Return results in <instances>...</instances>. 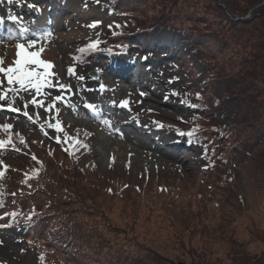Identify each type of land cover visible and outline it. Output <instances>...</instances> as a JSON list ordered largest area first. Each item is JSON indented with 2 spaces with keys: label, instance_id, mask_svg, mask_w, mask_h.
<instances>
[{
  "label": "rangeland",
  "instance_id": "rangeland-1",
  "mask_svg": "<svg viewBox=\"0 0 264 264\" xmlns=\"http://www.w3.org/2000/svg\"><path fill=\"white\" fill-rule=\"evenodd\" d=\"M75 1L98 14L78 19L56 4L49 7L46 19L57 23L59 30L44 32L42 21L31 17L21 22L17 31L27 32L20 38L9 35L8 24L18 23L9 17L14 10L25 15L43 10L42 4H33L34 0L0 3L2 66L15 67L16 43L36 39L32 34L36 32L37 45L26 51H39V58L53 65L48 72L54 74L37 92L28 84L23 88L8 85L0 73V94H7L0 101V126L13 125L17 144L24 146L19 153H0V161L7 165L0 189L13 196L6 206L33 204L45 218L27 238L21 226L0 224V264H80L70 258L75 247L70 250L58 243L59 249L54 250L39 238L43 221L47 228H71L76 251L84 255L78 261L85 263L253 264L263 260L264 136L258 138L263 122L255 123V135H245L252 102L235 101L230 93L235 90L234 78L241 77L237 75L249 79L257 64L254 59L264 56L260 51L264 47L252 39L250 30L245 32V25L236 27L237 31L229 26L224 30L211 9L212 1L205 10L204 0H183L178 18L191 30L192 40L200 42L208 67L195 61L180 33L163 28L148 35L136 32L129 38L134 46L108 54L106 63L103 46L95 47L97 52L79 63L78 49L96 45V28L105 30L118 18L102 9L98 0ZM227 1L233 10L244 11L255 0ZM149 4V0H138L136 13H151ZM197 26L205 27L199 31ZM217 31L224 32L225 48L217 40ZM44 35L54 38L43 41ZM140 43L143 49L138 48ZM134 56L150 62L138 70L144 83L135 82L130 70L125 80L116 79L112 72L119 69L114 58L123 57L134 68L138 65ZM182 59L191 67H183ZM158 78L165 90L174 91V98H166L165 91L155 95L150 82ZM57 82L68 88L49 86ZM255 88L264 89V85ZM57 95L62 98L51 111L32 103L51 105ZM124 100L126 107L120 103ZM10 104L22 111L11 110ZM57 121L62 131L48 126ZM193 129L197 141L180 134ZM38 130L51 141L59 138L62 149L41 141ZM124 134L135 136L148 148L126 141ZM5 137L7 132L0 127V139ZM79 139L81 145L76 143ZM30 192L35 194L28 196Z\"/></svg>",
  "mask_w": 264,
  "mask_h": 264
},
{
  "label": "trees",
  "instance_id": "trees-1",
  "mask_svg": "<svg viewBox=\"0 0 264 264\" xmlns=\"http://www.w3.org/2000/svg\"><path fill=\"white\" fill-rule=\"evenodd\" d=\"M183 0H149V10L151 13L144 14L141 16V14H137V6L135 5L138 0H98V4L102 9H105L108 13H111L115 15L118 19L111 24H109L107 27L100 28L98 26L96 28L97 35H96V47L100 49L101 46L102 50H104L103 56H104V63L107 62V59L105 58L108 54L114 53V52H122L128 47H132V43L130 42L129 38H133L134 34L136 32H144V34L148 35L149 33H155L159 31L160 29H166L169 31H176L180 33L181 35V41L185 44V46L188 47L189 51H191L194 54L195 61L201 62L202 64H205V67H208V61L206 54L201 50L200 42L192 40V35L190 33L191 30H188V28H184V21L181 20V18H178L177 14V8H180L178 5ZM195 1V0H193ZM204 9L206 10L207 7H210V3L212 1L213 7L211 8L214 10L213 12H216L219 15V18L221 20V27L226 29V26L230 27V29H236V27L240 25L247 26V29L245 32L250 30V34L252 36V39L258 45H262L264 47V0H255L251 5L250 9H246L244 11L240 10H233L231 7H229L227 0H216L217 6L214 5L213 0H204ZM244 1V0H243ZM248 1V0H245ZM184 2V1H183ZM178 6V7H177ZM233 10V11H232ZM249 11V12H248ZM240 12V13H239ZM245 13L249 14L246 18H240V16H243ZM209 27L210 24H207ZM205 26H197V29L200 31V29H203ZM206 27V28H207ZM209 30V29H208ZM220 30H222L220 28ZM198 31V32H199ZM237 31V29H236ZM235 32V31H234ZM236 33V32H235ZM217 40L221 44H223V48H225L226 43L224 41V32L217 31ZM256 35V37H255ZM259 35V36H257ZM199 35H197V38ZM257 38V40H256ZM241 40V38H240ZM134 41L139 42L138 39H134ZM202 43V42H201ZM90 45V44H88ZM138 48L143 49L141 43ZM225 46V47H224ZM96 49H88V47L79 48V59L78 62H84L85 58L89 56L88 54L91 52H97ZM104 48V49H103ZM256 48H259L256 45ZM262 48V47H261ZM80 49H85L84 52L79 51ZM263 49V48H262ZM110 50V51H109ZM261 52H264L263 50H260ZM260 58V59H259ZM182 63H185L183 67H191V65L186 61H183ZM264 56L261 57V54H258V58L254 59V62L257 63L256 66H253L251 68V72H249V79L245 80L242 75L239 78V81H236L237 79L234 78V89L231 91V98L235 101H247L252 102V110L250 112L251 114V123L249 127H246L245 135L248 132H252L255 135V129L254 125L258 122H263L261 124V132L259 133L260 136L258 138H262L264 136V89L261 88H255L257 84L264 85ZM186 65V66H185ZM176 66V65H175ZM236 76V77H237ZM210 78H213L210 76ZM211 81V79H210ZM190 92V91H189ZM192 94V92H191ZM243 95V96H242ZM247 96V97H244ZM201 99L200 97H198ZM263 98V99H262ZM65 130V127H64ZM6 131V130H5ZM7 137H5L3 140H7L9 138V135H11L12 140V146L5 147L3 149H0V153H19L15 149H19V151H24L23 145H18V140L16 139V135L13 130L6 131ZM183 133H189L187 130H185ZM38 137L41 141L48 142L49 144H53V146L59 150L62 149V146L59 142L51 141L43 131L38 130ZM189 137V136H188ZM192 141H197V135L193 134L191 137ZM190 140V141H191ZM74 141V140H73ZM81 142V140L79 139ZM81 145V143H79ZM53 149V148H52ZM251 150V149H250ZM249 150V151H250ZM73 149L70 148V154L72 153ZM248 151V152H249ZM34 159H32V163ZM30 161V160H29ZM4 170V169H3ZM5 171V170H4ZM2 183V178H0V185ZM127 189V188H126ZM30 194H35L34 192H30ZM9 191L8 190H1L0 189V211L4 209V212H0V224L6 225L9 223H12V225L21 226L22 227V235L26 238L31 232H34V227L38 225V223L42 220H44L43 214H38V208L36 205H30L28 208H11L9 206H6V202L9 200ZM13 197V196H11ZM15 214V215H13ZM46 222L43 221L41 224V227H39V235H41L39 238L45 242H47L49 245L53 246L54 250L59 249V245H65L68 246L71 250L72 247H75L74 251L71 250V252H74L73 258L80 264H91L85 263L84 261H78L79 257L83 258L84 255L80 254V249H78L74 245V237L71 236L73 234V230L70 228H67L66 230H59L54 229L52 227L46 226ZM47 228V230H46ZM75 232V231H74ZM34 235V234H33ZM59 243V245H58ZM95 251V250H94ZM70 255V256H71ZM76 256V258H74ZM264 258V256H261ZM96 258V256L94 257ZM92 264H95L92 262ZM252 264V263H251ZM253 264H264V259H260L257 262H253Z\"/></svg>",
  "mask_w": 264,
  "mask_h": 264
},
{
  "label": "snow or ice",
  "instance_id": "snow-or-ice-1",
  "mask_svg": "<svg viewBox=\"0 0 264 264\" xmlns=\"http://www.w3.org/2000/svg\"><path fill=\"white\" fill-rule=\"evenodd\" d=\"M4 0H0V3H3ZM7 2L9 4L13 3L14 0H7ZM10 19H12L13 21H15L17 19V17L15 16H11L9 17ZM0 23H2V20H0ZM96 25H90V27H95ZM27 32V29H21V36L24 35V33ZM40 38H36V39H26L23 42H18L16 43L15 47H16V56L18 57L17 59H15L13 61L15 67H8V68H4L2 66L3 64V58H0V73H3L6 78H7V83L8 85H19L21 88H23L25 86V84L30 85L32 88L36 89L37 92H39V90L45 86L49 84V77L51 75L54 74H50L48 72L49 68H52L53 65L51 64V62H45L44 60L40 59V52L39 51H26V49H33L35 48V46L38 43V40ZM96 45L95 44H90L88 45V49H95ZM79 51L84 52L85 49H80ZM110 51V50H109ZM143 59H147V57H144ZM38 69H43V71H40ZM74 70L73 69H69V72L72 73ZM97 71H99V69H97ZM49 86H54V87H59L61 90L68 88L67 85H60L58 84H53V85H49ZM101 87L103 88V85H101ZM13 91H15V89H12ZM6 93L4 94H0V101H3L6 99ZM141 95H143V93H141ZM61 96L57 95L54 99L53 104L51 105H47L45 106L43 104V102H38L36 100H33L32 103L33 104H37L39 103L41 107H45L46 111H51L53 108H55V101H59L61 100ZM121 106L122 107H126L128 105V101L124 100L121 101ZM27 107V105H25V108ZM85 107L89 108V109H93L94 106L91 104H87L85 105ZM192 107H195V105H192ZM9 108L13 111H22L21 109H15L12 108V105H9ZM23 115L28 117L29 119H32L31 116H29V113L27 111H23ZM103 123L105 124H109V121L104 120ZM50 128H55L58 132L62 131L61 126H60V122L57 121L56 124H51L49 123L48 125ZM161 127H163V125H160ZM4 130L9 131L11 130L14 126L11 124H5L3 126ZM195 132V129H193L191 132L189 133H180L181 135H188L189 137H191L193 135V133ZM85 135H87V133H85ZM58 142H59V138ZM21 143H25L23 137H21L20 139ZM77 144L81 143L79 140L76 141ZM8 146H12L14 147V145H12V140H11V135H9V138L7 140H3L0 139V149H3L5 147ZM84 147H88L87 145H83ZM17 151H19V149H15ZM33 159L35 160L36 157L33 156ZM0 166L3 167L4 170L7 169V165L3 164V161H0ZM4 170H0V178H3L5 175V171ZM14 195V194H13ZM15 215V214H13Z\"/></svg>",
  "mask_w": 264,
  "mask_h": 264
},
{
  "label": "bare ground",
  "instance_id": "bare-ground-1",
  "mask_svg": "<svg viewBox=\"0 0 264 264\" xmlns=\"http://www.w3.org/2000/svg\"><path fill=\"white\" fill-rule=\"evenodd\" d=\"M39 1L40 3L42 4L41 7L43 10H36V9H33V13H31L30 15H25L24 13L20 12V11H17V10H14L13 11V14L15 17H17V19L15 20V22L18 21V23H14V25L12 24H8L9 28H11L10 30V34L12 38H16L18 36V38L21 37V34L18 30L19 26L21 25V22L26 20V19H30L31 17L33 18H36L38 19V21H42V24L41 26H44V27H41V29L44 30V32H47V33H50V31H55V30H59L58 28V25L57 23H48L47 21V12L49 10V7H56V4H58L59 6H61V9L64 11V12H68L69 14H71L73 17H76L78 19H82V18H91L93 16H96L98 14L97 10L94 9L93 7H84L82 4L78 5V3L75 1V0H34V3L33 4H39ZM14 2H16V0H14ZM22 4H25V0H23V2H21ZM26 23V22H24ZM111 24V23H110ZM53 25V26H52ZM13 27L16 28V30L12 29ZM67 28L71 29L73 28L72 24H67L66 25ZM166 30V29H165ZM169 30H167L168 32ZM170 32V31H169ZM32 34H35L33 35L34 38H39L37 37V33H32ZM41 34V33H39ZM42 35V34H41ZM47 35H44V38L43 41H46V39L48 38H51L53 39L54 37L51 35V36H48L46 37ZM146 36H144V39H145ZM41 43H45L47 44L46 42H41ZM140 49V48H139ZM144 56H134L135 58V63L138 64L136 65V67L132 68V67H125L124 70H118L117 72H112L114 77L118 80H125L126 78V75L128 74L127 71H129L131 74H133V76H135V82H140V83H144V80L143 79H140L139 77V68H141V65L142 64H147V63H150L148 59H143ZM119 60V61H118ZM116 64L118 63H129V61L123 57H117V58H114V60ZM140 64V65H139ZM117 66V65H115ZM146 66V65H145ZM147 67V66H146ZM114 68V66H113ZM127 68V69H126ZM136 68V70H135ZM107 69V67L105 68ZM108 72H109V69H107ZM111 72V71H110ZM109 72V74H110ZM132 77V76H131ZM160 78L156 79L155 81H151L150 83H154V93L156 96H158L161 91H165V96L166 98H174L175 95H174V91L172 89H166V87L163 85V83H161V81L159 80ZM134 82V81H133ZM135 84V83H134ZM162 96V94H161ZM172 111H174V109L171 108ZM136 130V129H135ZM138 132V130H136ZM123 138H125L126 141H129L131 142L133 145L135 144L136 146H141V147H145V148H148L147 147V144L143 143V142H138L136 141L137 138L135 136H132V135H128V134H124L123 135ZM171 146H174V145H171Z\"/></svg>",
  "mask_w": 264,
  "mask_h": 264
},
{
  "label": "water",
  "instance_id": "water-1",
  "mask_svg": "<svg viewBox=\"0 0 264 264\" xmlns=\"http://www.w3.org/2000/svg\"><path fill=\"white\" fill-rule=\"evenodd\" d=\"M95 76H96V74H95V73H92V74H91V77H92V78H94Z\"/></svg>",
  "mask_w": 264,
  "mask_h": 264
}]
</instances>
